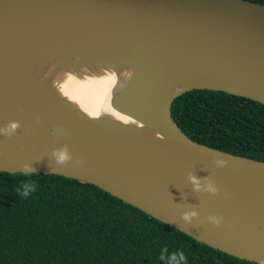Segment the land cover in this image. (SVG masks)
Returning a JSON list of instances; mask_svg holds the SVG:
<instances>
[{"label": "water", "instance_id": "obj_1", "mask_svg": "<svg viewBox=\"0 0 264 264\" xmlns=\"http://www.w3.org/2000/svg\"><path fill=\"white\" fill-rule=\"evenodd\" d=\"M50 73L43 76L45 68ZM132 71L108 107L142 124L92 118L58 99L57 69ZM219 91L264 106V5L246 0H0V172L91 184L212 249L264 264V162L198 144L176 126L172 101ZM37 119L39 123H37ZM163 136L160 141L155 138ZM67 144L83 161L60 167ZM229 161L220 168L214 157ZM193 172L218 194L195 193ZM195 210L199 220L184 222ZM209 216L222 217L219 226Z\"/></svg>", "mask_w": 264, "mask_h": 264}, {"label": "trees", "instance_id": "obj_2", "mask_svg": "<svg viewBox=\"0 0 264 264\" xmlns=\"http://www.w3.org/2000/svg\"><path fill=\"white\" fill-rule=\"evenodd\" d=\"M264 5V0H246ZM170 115L192 141L264 162V106L219 91L191 90ZM33 182L28 197L16 189ZM255 264L212 249L94 185L59 175L0 172V264Z\"/></svg>", "mask_w": 264, "mask_h": 264}, {"label": "clouds", "instance_id": "obj_3", "mask_svg": "<svg viewBox=\"0 0 264 264\" xmlns=\"http://www.w3.org/2000/svg\"><path fill=\"white\" fill-rule=\"evenodd\" d=\"M49 70V69H48ZM83 71H87L88 69L84 67L82 69ZM60 75H66L67 76V81L71 83L73 81V75L69 73H63L62 70L60 73L53 79L52 81V88L55 89L56 93H59L62 97H67L71 100H76V97L74 95H71L68 91V84L65 83L61 85L60 82ZM125 76L132 78V71L128 70L127 72L124 73ZM117 80L116 75H110L108 76V82L115 83ZM88 115L92 118H98L101 115V112L97 110H87ZM121 123L123 125H137L138 127H143L142 124H138L137 121L129 116H120L119 117ZM37 123H39V120L37 119ZM22 128V124L20 121H9L8 124L4 127H0V135H3L6 138H11L13 137L18 129ZM157 140L163 141L164 137L161 135L158 138H155ZM51 157L55 161V164L64 167L67 166L69 163L73 164V167H80L83 163L82 160L76 159L74 160L71 150L67 144L63 145L60 148L53 149L52 152L50 153ZM214 163L216 164L217 167L223 168L228 166L229 161L226 159L220 158L219 155L214 157ZM23 173L26 175L34 173V169L32 167V164H23L21 165ZM188 180L190 184L192 185V190L195 193H200V192H206L209 194H218L219 189L215 186L213 181L207 176L204 178H199L196 175L193 174V172L188 173ZM36 190V185L33 182H22L21 186L16 189V192L26 198L28 197L31 193H33ZM181 219L184 222L187 223H192L193 219L199 220V215L198 212L195 210H190L186 211L182 214ZM208 221L212 223L213 225L219 226L222 221V217L219 216H209ZM161 261H165V264H186V257L183 252L177 251V252H172L168 253V249L164 248L161 251V255L159 257Z\"/></svg>", "mask_w": 264, "mask_h": 264}, {"label": "bare ground", "instance_id": "obj_4", "mask_svg": "<svg viewBox=\"0 0 264 264\" xmlns=\"http://www.w3.org/2000/svg\"><path fill=\"white\" fill-rule=\"evenodd\" d=\"M84 67H76L77 72H69L67 70H62L63 73H69L73 75V81L69 83L67 81L66 75H60L61 85L67 83L68 91L71 95L76 97V100H71L67 97H62L59 93H56L53 88V92L58 99L65 101L66 103L74 106L78 111L83 113L86 116L88 112L85 110H99L101 115L99 117L109 119L117 124L123 125L119 119L120 114L111 110L108 107V99L117 88L120 87L123 77H125L124 73L126 71L119 70H109L106 68H87V71H83ZM49 69V70H48ZM51 66L45 68L43 76L46 73H50ZM61 69H57L50 76V81L48 84L52 87L53 79L60 73ZM116 75L117 80L113 84L108 82V76ZM90 117V116H89ZM133 125V124H129Z\"/></svg>", "mask_w": 264, "mask_h": 264}]
</instances>
